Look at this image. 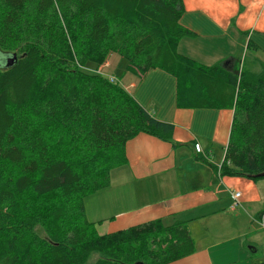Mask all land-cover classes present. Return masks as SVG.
<instances>
[{
  "label": "trees",
  "instance_id": "1",
  "mask_svg": "<svg viewBox=\"0 0 264 264\" xmlns=\"http://www.w3.org/2000/svg\"><path fill=\"white\" fill-rule=\"evenodd\" d=\"M183 10L182 0H0V53L17 55L0 60V264H84L91 252L102 255L92 264H164L195 248L183 220L101 234L87 219L84 198L126 163V141L169 140L174 126L84 60L117 53L139 77L173 75L178 107L233 108L218 171L264 178V67L181 54L180 39L194 34Z\"/></svg>",
  "mask_w": 264,
  "mask_h": 264
},
{
  "label": "crops",
  "instance_id": "2",
  "mask_svg": "<svg viewBox=\"0 0 264 264\" xmlns=\"http://www.w3.org/2000/svg\"><path fill=\"white\" fill-rule=\"evenodd\" d=\"M182 3L180 22L194 34L180 39L181 54L231 68L252 42L249 69H263L264 0ZM117 62L105 65L121 66V85L155 118L174 127L169 140L139 132L126 141V163L110 171L106 187L84 198L87 219L101 234L157 218L165 225L185 221L195 248L164 264H264V178L218 171L234 109L178 107L173 75L154 68L139 77L125 69L126 62ZM235 192L240 196L234 204Z\"/></svg>",
  "mask_w": 264,
  "mask_h": 264
},
{
  "label": "rangeland",
  "instance_id": "3",
  "mask_svg": "<svg viewBox=\"0 0 264 264\" xmlns=\"http://www.w3.org/2000/svg\"><path fill=\"white\" fill-rule=\"evenodd\" d=\"M249 43H250L249 47L243 50V59H241L244 65V68L246 69H249V68L251 69L253 65L252 56H253L254 48H253V43L252 42H249ZM255 56H258V54L256 53ZM109 60L111 63H115L119 61L117 62V64H119L120 61L125 62V59H122L117 53H112L111 56L109 57ZM84 61L82 62V64H80V65H83L82 67H85L86 69H90V70L95 69L98 72H102V70L104 69L103 71L105 72V74H108V75L114 74V76L116 77V81L118 83L120 84L124 83L125 76H124V71L121 70V66H118L117 68L112 69V68L107 67L105 63L102 64L103 61H101L98 65L97 64L93 65V63H90V61H87V63H85L86 61L85 62ZM39 206L40 205L37 202L34 204L33 206L34 214L42 213V212H39V208H38ZM35 231L38 234L44 235V232L41 230V227H39L38 225L35 227ZM98 257H102V255L98 252H91L84 264H92Z\"/></svg>",
  "mask_w": 264,
  "mask_h": 264
},
{
  "label": "water",
  "instance_id": "4",
  "mask_svg": "<svg viewBox=\"0 0 264 264\" xmlns=\"http://www.w3.org/2000/svg\"><path fill=\"white\" fill-rule=\"evenodd\" d=\"M16 58V53H12L11 55L6 53H0V60L2 59L3 61H5L6 66H11L16 60Z\"/></svg>",
  "mask_w": 264,
  "mask_h": 264
},
{
  "label": "built area",
  "instance_id": "5",
  "mask_svg": "<svg viewBox=\"0 0 264 264\" xmlns=\"http://www.w3.org/2000/svg\"><path fill=\"white\" fill-rule=\"evenodd\" d=\"M195 149H196V151H200V147H199L198 145H195ZM239 196H240V192H235V193L233 194V198L235 199V200H234V204H235L236 201L238 200Z\"/></svg>",
  "mask_w": 264,
  "mask_h": 264
}]
</instances>
